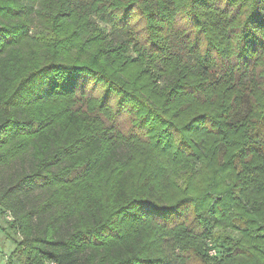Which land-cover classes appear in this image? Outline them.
<instances>
[{
  "label": "trees",
  "instance_id": "1",
  "mask_svg": "<svg viewBox=\"0 0 264 264\" xmlns=\"http://www.w3.org/2000/svg\"><path fill=\"white\" fill-rule=\"evenodd\" d=\"M0 230L4 264H264V0H0Z\"/></svg>",
  "mask_w": 264,
  "mask_h": 264
},
{
  "label": "rangeland",
  "instance_id": "2",
  "mask_svg": "<svg viewBox=\"0 0 264 264\" xmlns=\"http://www.w3.org/2000/svg\"><path fill=\"white\" fill-rule=\"evenodd\" d=\"M1 226L5 227V224L2 223ZM14 251V244L11 240L6 238L3 231L0 230V264H4L6 257H10ZM14 264H20L14 262Z\"/></svg>",
  "mask_w": 264,
  "mask_h": 264
},
{
  "label": "built area",
  "instance_id": "3",
  "mask_svg": "<svg viewBox=\"0 0 264 264\" xmlns=\"http://www.w3.org/2000/svg\"><path fill=\"white\" fill-rule=\"evenodd\" d=\"M7 219H8L9 221H12V220H13V218H12L10 215H7Z\"/></svg>",
  "mask_w": 264,
  "mask_h": 264
}]
</instances>
